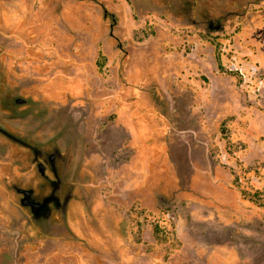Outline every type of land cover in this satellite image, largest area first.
Here are the masks:
<instances>
[{
    "label": "rangeland",
    "instance_id": "1",
    "mask_svg": "<svg viewBox=\"0 0 264 264\" xmlns=\"http://www.w3.org/2000/svg\"><path fill=\"white\" fill-rule=\"evenodd\" d=\"M0 264H264V0H0Z\"/></svg>",
    "mask_w": 264,
    "mask_h": 264
},
{
    "label": "flooded vegetation",
    "instance_id": "2",
    "mask_svg": "<svg viewBox=\"0 0 264 264\" xmlns=\"http://www.w3.org/2000/svg\"><path fill=\"white\" fill-rule=\"evenodd\" d=\"M13 104L14 105H18L16 102H13ZM47 158H48V161L51 162V163L54 161V155H48ZM41 168H42L41 170H43V167L42 166H41ZM52 183L54 184V182H52ZM49 199H50L49 202H53L51 197L47 198V200H49ZM23 201H25V204L31 205V203L29 202L28 199L25 198V199H23ZM54 203L57 204L56 202H54ZM31 207L34 210H36V211H38V210L41 211L43 208H45V204H44V202H41L40 204H37L36 207L34 205L33 206L31 205Z\"/></svg>",
    "mask_w": 264,
    "mask_h": 264
},
{
    "label": "built area",
    "instance_id": "3",
    "mask_svg": "<svg viewBox=\"0 0 264 264\" xmlns=\"http://www.w3.org/2000/svg\"><path fill=\"white\" fill-rule=\"evenodd\" d=\"M226 68L229 71H239V73H241L240 67H238L237 64L234 61L233 62L230 61V64L226 65Z\"/></svg>",
    "mask_w": 264,
    "mask_h": 264
},
{
    "label": "crops",
    "instance_id": "4",
    "mask_svg": "<svg viewBox=\"0 0 264 264\" xmlns=\"http://www.w3.org/2000/svg\"><path fill=\"white\" fill-rule=\"evenodd\" d=\"M187 28V27H186ZM189 28V27H188ZM185 30H187V29H185ZM198 44H200L199 42H198ZM174 53L177 55V54H179L178 52H170V53H168V56L167 57H174L175 55H174ZM178 56V55H177ZM176 57V56H175ZM180 57H182V56H180Z\"/></svg>",
    "mask_w": 264,
    "mask_h": 264
},
{
    "label": "water",
    "instance_id": "5",
    "mask_svg": "<svg viewBox=\"0 0 264 264\" xmlns=\"http://www.w3.org/2000/svg\"><path fill=\"white\" fill-rule=\"evenodd\" d=\"M215 28H218V25L215 26ZM23 99L22 98H17L16 99V102H22ZM26 195V194H25ZM23 203H25V201H23ZM33 206V205H32Z\"/></svg>",
    "mask_w": 264,
    "mask_h": 264
}]
</instances>
